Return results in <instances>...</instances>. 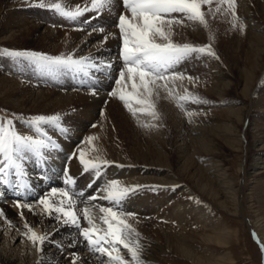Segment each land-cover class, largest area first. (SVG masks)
Segmentation results:
<instances>
[{"label":"bare ground","instance_id":"bare-ground-1","mask_svg":"<svg viewBox=\"0 0 264 264\" xmlns=\"http://www.w3.org/2000/svg\"><path fill=\"white\" fill-rule=\"evenodd\" d=\"M27 1L0 0L2 50L33 51L50 56L72 54L76 58L92 57L100 64L98 70H90V76L67 69L49 73L27 60L0 54V106L12 114L10 120L15 130L41 137L27 121L36 115L61 117L59 127L42 126L46 135L41 138L51 144L43 150V155L26 151L17 157L23 180L30 175L31 180L26 182L31 183L27 185L43 188L44 197L52 203L64 199L67 207V198L59 196L60 192L53 194L48 188H54L55 177H58L57 184L71 177L75 184L62 186V190L73 194L75 209L90 204L94 210H99V206L116 207L99 198L104 195L101 189L111 180H118L123 186H145L122 202V210L134 214L128 222L137 232L148 231L152 240L195 264H223L227 259L224 256L218 259L212 253L209 256L212 261L206 260L209 254L201 250L206 242L219 247L229 244L227 225L217 223L213 213L214 205L225 210L230 207L233 215L244 220L261 250L264 225L248 218L243 193L246 181L253 183L250 192L254 191L262 204L261 210L264 209V119H260L264 116V0H236L235 28L230 12L222 14V9L213 16L203 8L208 13L207 29L191 22L174 29V42L211 44L219 59L194 55L176 69L198 79L193 83L185 80L183 87L177 82L175 92L183 94L186 88L208 103L181 101L182 110L167 91L160 89L159 98L153 97L158 119L146 113L133 116L118 97L110 95L120 87L115 81L123 67L122 40L116 27L118 13L124 11L122 0H116L112 8L99 13V17L88 11L76 21L67 20L54 10L35 6L39 0ZM62 2L72 10L77 6L91 7V0ZM217 3L215 0L209 7L215 9ZM241 22L245 25L243 31L239 28ZM106 64L111 66L105 67ZM235 88L238 94L234 93ZM130 90L129 83L125 91ZM134 107L139 106L134 104ZM186 111L194 115L189 118ZM145 124L150 126H141ZM167 124L171 127V137L162 129ZM247 135L254 149L250 161L254 175L246 172L244 162L240 186L235 187L223 165V152L225 147L231 150L241 148L243 143L246 145ZM89 137L95 139L89 142ZM81 152L86 160L99 157L95 162H110L101 166L99 178L94 170L84 171ZM46 175L50 178L40 185L35 184L37 176ZM11 176L16 177L10 175L7 179ZM255 176L257 179L253 181ZM20 179L16 177L21 186L23 180ZM90 183L92 186L88 187ZM148 186L159 187L152 190ZM0 191L3 198L0 200L3 213L0 215V264H20L6 251H10L12 242L18 241L17 247H24L23 239L30 247L29 255L21 251L19 259L32 258L28 264H64L58 255H47L48 246L73 253L66 260L69 264L74 260L75 264H99L100 253L75 255L85 241L77 227L58 222L57 214L47 215L42 205L41 212L40 209L18 208L16 201L20 198L11 196L12 191L2 182ZM80 192L84 195L80 196ZM28 195L23 193V198ZM93 195L98 198L89 200ZM26 224L32 231L35 227L37 235L48 237L43 245L32 243ZM1 236L10 243L5 244ZM261 252L264 257V251Z\"/></svg>","mask_w":264,"mask_h":264},{"label":"snow or ice","instance_id":"snow-or-ice-1","mask_svg":"<svg viewBox=\"0 0 264 264\" xmlns=\"http://www.w3.org/2000/svg\"><path fill=\"white\" fill-rule=\"evenodd\" d=\"M116 0H91V7H79L74 10L69 9L62 0H39L35 5L41 8H48L54 10L61 17L70 21H76L83 16L85 12L92 11L101 13L104 10H110ZM213 0H122V8L124 11L118 13V23L116 27L119 30V37L122 40V48L120 58L123 63L122 69L119 71V77L116 79V85L120 86L113 90L110 95L118 97L124 103L125 108L133 115L137 113H146L154 119H158L156 106L153 97L159 98V90L167 91L169 97L177 101L178 107L184 110V104L180 103L191 102L195 104H206L204 100L195 96L184 89L183 94L175 92L177 82L179 86H184V81L193 83L192 76H186L184 72L176 71L178 67L192 59L207 55L219 59L211 44L203 46L193 45L191 43L174 42V29L176 27L187 26L185 22L198 24L205 29L209 27L206 15L211 13L215 16L216 13L227 14L231 13L233 17V28L237 25L235 21L238 19L236 15V0H218L215 9L209 7L208 13L203 10V6L211 5ZM227 5L226 8L223 6ZM127 13V14H125ZM241 31L244 30L245 25L241 22L239 24ZM95 31V29H94ZM100 31H103L101 28ZM3 54L15 59H24L32 64L38 66L42 71L53 73L61 69L90 76V70H98L100 64L95 62L92 57L76 58L72 54L50 56L33 51H9L2 50ZM110 67V64L104 65ZM130 83V91H125ZM171 85V87H169ZM95 94V92L93 93ZM138 105L139 107H134ZM186 115L191 118L194 113L186 111ZM61 117L59 115L45 116L36 115L30 118L27 123L34 129L35 132L40 133L41 137L46 135L43 131V125H55L59 127ZM149 127L150 125H141ZM63 131V129L61 128ZM41 137L33 135H24L15 130L12 120H0V182L4 184L11 183L7 177L14 175L19 177L21 175V164L17 157L21 153L32 152L37 156L44 154L43 150L48 149L51 144ZM94 137H89L91 142ZM100 160L99 157L93 160H86L84 153H80V163L84 166V171L88 172L94 170L96 177L99 178L101 166H107L110 162L102 160L100 163L95 162ZM120 166V165H118ZM67 184L74 185L75 180L69 178L65 181ZM91 183L88 187H91ZM140 185L123 186L118 180H111L101 191L104 193L100 199L107 200L110 204L116 207L99 206V212L102 213L99 219L106 229L100 228L95 224V217L91 214L89 208L83 209L84 219L87 221L88 227H80L79 217L75 214L76 201L73 199V194L67 190H60V195L67 198L68 206L65 207V200L61 199L57 203L50 202L47 196L38 200V203L43 206V211L51 216L56 213L55 219L65 225H72L80 230V235L87 241V246L90 251L100 253L102 256L107 255L115 264H128V262L119 255L117 246H122L128 251L131 259L135 264H142L141 252L142 245L139 243V233L128 222V218L133 216L132 213H125L122 210V202L126 200L129 195L138 191ZM155 190L159 186H148ZM53 194L58 190L52 189ZM83 196V192L79 193ZM96 195L88 197L89 200H96ZM18 208L28 207L29 204H21L19 200L16 201ZM0 215H3L0 211ZM30 235L28 238L35 245L39 242L43 245L48 238L46 235H37L32 231L31 227L26 224ZM103 233V234H99ZM95 236V238H93ZM255 237V233H253ZM108 245V247H105ZM38 250H42L38 249ZM264 251V245L261 246ZM113 251L117 252L113 255ZM75 264V260L73 261Z\"/></svg>","mask_w":264,"mask_h":264},{"label":"rangeland","instance_id":"rangeland-1","mask_svg":"<svg viewBox=\"0 0 264 264\" xmlns=\"http://www.w3.org/2000/svg\"><path fill=\"white\" fill-rule=\"evenodd\" d=\"M28 1L31 2V0H28ZM213 1H215V0H213ZM216 1H218V0H216ZM203 8L206 9V11L208 12L209 5H205V6H203ZM91 13H94V12L91 11ZM91 13H89V14H91ZM99 16L100 15H96L95 17H99ZM213 49H215V48L213 47ZM0 54H3L2 48H0ZM234 93L238 94L237 88H235ZM179 110H181V109H179ZM11 115L12 114L9 113L8 110H6L2 106H0V120H8L12 117ZM260 119L263 120L264 116H263V118L260 117ZM162 129L165 130L167 137L172 136L171 127L169 124L163 125ZM251 146H252L251 139L247 135L246 136V145H245V143H243L241 148L231 149V150H229L227 147H225V151L223 152V158H222L223 165L225 166V169L227 170V176L231 179L232 184H234L235 187L240 186V182L242 180L243 163L244 162H246L245 167H244L246 172L250 175H254V174H252V170H251L252 168L250 167V163H251L250 161L252 159L251 154L254 151V149H252ZM170 147H173V145H170ZM246 152H247V154H246ZM209 167L212 168V166H210V165H209ZM259 172L260 171H257V173H259ZM29 176L30 175H27V177H29ZM256 176L253 177V181H255L257 179ZM39 178L35 184L40 185L41 183H43V181H41ZM20 180H22V179H20ZM24 180H26L25 177H24ZM29 180L30 179H28V181ZM26 183L28 184L31 182H26ZM48 184H50V183H48ZM252 184L253 183L246 181L244 193H243L244 207L247 211V215H248V218L250 220H253L254 222L259 221V223L264 225V209L261 210L262 204L258 200V197H256V195L254 194V191H253V193L250 192V189L252 188ZM4 185L6 187H8V189H10V191H12L10 193L11 196L13 195L14 197L20 198L18 200L22 204H29L31 206L32 210L35 209V210L39 211V209H40V212H41V208H40V204H38V200L40 198L44 197V195H45L44 191L38 190L39 193L35 192L36 197L33 198V195L30 194V195H28V198H29L28 199L27 196H25V198H23V193L18 194L16 192H14L13 190H11L9 184L6 185L3 183V186ZM57 185L58 184H57L56 180H53L54 188H52V189H57L58 191L56 193H59L60 190H62V187L57 186ZM48 186L49 185H47V188H48ZM49 187L51 188V186H49ZM15 189L18 190V187H15ZM69 189H71V188H69ZM0 194H2V193H0ZM59 196H60V194H59ZM24 199H25V201H24ZM85 205H87V204H85ZM10 208H12V207L10 206ZM24 208L25 207H23L22 209L24 210ZM85 208H89L91 210V214L96 218L94 221L96 225H98L102 229L107 228V226L104 225L102 223V221L99 219L100 215H103V214L100 213L99 210H94L90 204L87 206H84V208H76L77 210L75 208L73 209L75 214L79 217V223H80V226H82L81 228L86 227V226L88 227L87 221L84 219V216H83V209H85ZM227 208H228V210H225V208H221L218 205H214L213 216H215L217 223L224 222L227 225V231L226 232L228 233V236H229V240H228L229 244L226 247H219L216 244H210V243L206 242L207 244L203 245L202 250H201V251H204L203 253L205 255L209 254L208 256H205V259L212 261V259L209 258V256H210V254L213 253V254L217 255L218 259H219V256H221V257L224 256L227 258L225 261H223V264H264V257L262 255V252H261L259 246L257 245V243L255 242L254 238L252 237V234L249 233V231L247 229V225H245L244 220L241 217H239V215L238 216L233 215V213L230 210V207H227ZM129 223L131 224V222H129ZM147 223H148L147 220H145L144 225L147 226L148 225ZM259 223L257 224V226L260 225ZM72 227H74V226H72ZM33 231L37 234L35 227H33ZM138 233H139V243L142 245V252H141L142 264H195L194 262L190 261L189 259H182L178 254H176L172 250L166 248V246L163 243H158L157 241L152 240L150 237V234H148V231H147V233L142 232V231H138ZM74 234L76 235V232H74ZM99 234H103V233H99ZM64 235L66 236V234H63L62 236L65 237ZM1 237H2L1 239L4 241L5 244L10 243L8 240L5 239V236H1ZM93 238H95V236ZM63 239L64 238H62V240ZM17 243H18V241L15 242V244H13V242L10 244L11 245L10 251H6L7 254L9 255V253H12L13 259L15 258L16 263L20 262V264H28L27 261L32 260V258L19 259L21 257V253H22L21 251H25L29 255L28 249L30 247H29L28 243L26 242V240L24 241V239H23L24 247H22V248L17 247ZM81 244H82V247L78 251L75 252V255H77L78 257H83L89 253L93 254V252L90 251L88 246H87V241H82ZM84 244H85V246H84ZM105 247H108V245H105ZM121 247L122 246H119V245L117 246V248L119 250V255L122 256L128 262V264H135V262L131 259V256L128 253V251H126V249L121 248ZM46 249H47L46 250L47 255H49V254L50 255L55 254V256L58 255L57 257L60 258V261H62V263H64V264H69V261H66V260H68L71 256H73V253H68V252L64 253V252L60 251L59 249L55 250L54 247L48 246V247H46ZM112 254L116 255L117 252L113 251ZM94 255H97V254L94 253ZM91 256L95 258V256H93V255H91ZM218 261L221 262L222 260H218ZM98 262H99V264H115V262L111 261L109 257L107 258V256H104V255L102 256L101 254L98 258Z\"/></svg>","mask_w":264,"mask_h":264}]
</instances>
